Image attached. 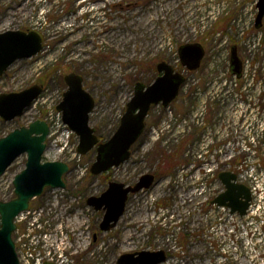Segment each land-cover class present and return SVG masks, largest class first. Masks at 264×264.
Wrapping results in <instances>:
<instances>
[{
    "label": "rangeland",
    "instance_id": "obj_1",
    "mask_svg": "<svg viewBox=\"0 0 264 264\" xmlns=\"http://www.w3.org/2000/svg\"><path fill=\"white\" fill-rule=\"evenodd\" d=\"M257 3L0 0V33L34 31L43 41L37 55L16 61L5 72L0 93L45 85L22 117L0 118V137L47 119L51 135L43 159L70 166L66 188L46 189L17 220L20 231L14 239L23 264H118L123 254L159 250L168 256L161 264H264L258 227L249 217L212 204L225 190L220 172L251 173L264 167V18L257 28ZM190 43L205 50L194 71L182 65L179 54ZM233 46L242 60L241 77L231 70ZM160 62L185 76L178 98L167 107L151 108L129 160L90 178L96 149L80 156L78 137L57 120V106L67 91L65 75L84 77V87L96 101L90 123L109 138L136 83L150 85ZM245 122L251 124L248 129ZM258 134L254 157L231 156ZM27 159V154L19 156L1 176L0 200L15 198L13 181ZM145 174L155 175V183L131 195L117 226L102 231L105 212L89 206L87 199L101 195L110 182L134 184ZM37 217L41 227L34 224Z\"/></svg>",
    "mask_w": 264,
    "mask_h": 264
},
{
    "label": "water",
    "instance_id": "obj_2",
    "mask_svg": "<svg viewBox=\"0 0 264 264\" xmlns=\"http://www.w3.org/2000/svg\"><path fill=\"white\" fill-rule=\"evenodd\" d=\"M257 7L259 13L256 27L259 28L264 18V0H258ZM42 43L41 36L34 31L1 32L0 79L16 61L37 55L42 50ZM179 54L182 65L194 71L200 68L205 50L199 43H190L181 46ZM231 66L232 73L241 77L242 61L236 46L231 50ZM156 70L159 75L150 85L136 83L134 95L127 103L118 128L104 142L99 141L96 129L90 123L96 101L85 89L83 76L75 72L65 75L67 91L57 109L62 112L64 123L79 137L78 152L87 155L96 149V160L91 167L92 175L99 176L129 160L132 147L144 134L146 118L152 106L162 104L167 107L179 96L185 77L167 62L158 63ZM42 92L43 85L36 83L21 91L0 93V118L12 121L22 117ZM49 135V124L39 119L0 137V178L19 156L27 154L28 157L25 169L13 181L15 198L0 200V264H21L14 240L16 218L28 211L32 200L42 196L47 188H66L64 176L70 172L69 164L43 160ZM237 178V174L232 171H222L219 179L225 186V191L212 203L228 207L231 213H238L243 217L250 207L252 193L247 185L237 182ZM155 180V175L145 174L135 184L113 181L101 195L89 197V206L105 212L100 224L101 230L106 232L117 226L125 214L130 195L150 188ZM166 260L167 254L163 250L140 251L121 255L118 264H161Z\"/></svg>",
    "mask_w": 264,
    "mask_h": 264
},
{
    "label": "built area",
    "instance_id": "obj_3",
    "mask_svg": "<svg viewBox=\"0 0 264 264\" xmlns=\"http://www.w3.org/2000/svg\"><path fill=\"white\" fill-rule=\"evenodd\" d=\"M57 120L59 121V125H63L62 120H61V115L58 113ZM251 124H247L246 122L244 123V128H249ZM65 128L66 126L63 125ZM67 129V128H66ZM67 131H69L67 129ZM261 132H264V125L261 128ZM259 137L260 135L258 134L257 136L252 135L248 137V145L247 141H244L243 143L239 144V151H233L231 156H237V155H242L243 153L251 154L254 157V154L257 153L256 147L259 142ZM250 143V144H249ZM264 146V142L262 143ZM239 170V169H238ZM83 173L86 172V170H82ZM264 179V167L256 170L254 169L251 173H240V180L241 181H249V185L251 187V190L253 192V202L250 206L248 215L246 217L250 218V223L252 225H256L258 227L257 233L264 238V233L262 232V226L264 225V195L261 194L260 186L261 185L264 188V185L262 183V180ZM222 210H226L225 208H220ZM29 213V212H27ZM25 214V213H24ZM23 215V214H22ZM21 215V216H22ZM20 218V217H19ZM30 236V234H29ZM35 238V237H34ZM26 246V244H25ZM25 259V258H24ZM28 263V260L26 261Z\"/></svg>",
    "mask_w": 264,
    "mask_h": 264
},
{
    "label": "trees",
    "instance_id": "obj_4",
    "mask_svg": "<svg viewBox=\"0 0 264 264\" xmlns=\"http://www.w3.org/2000/svg\"><path fill=\"white\" fill-rule=\"evenodd\" d=\"M38 83L42 84L43 87H45L44 83H41V82H38ZM96 130H97V129H96ZM96 132H97V135L99 136V138H100L101 141H103V140H107V139H108V137L106 138V137H102V136H100L98 131H96ZM109 138H110V137H109ZM90 178H94V176L91 175Z\"/></svg>",
    "mask_w": 264,
    "mask_h": 264
},
{
    "label": "bare ground",
    "instance_id": "obj_5",
    "mask_svg": "<svg viewBox=\"0 0 264 264\" xmlns=\"http://www.w3.org/2000/svg\"><path fill=\"white\" fill-rule=\"evenodd\" d=\"M82 4H83V3H82ZM86 5H87V4H86ZM90 9H91V8H90ZM93 10L95 11V9H93ZM93 10H92V11H93ZM230 213H231V211H230ZM232 215H235V213H234V214L232 213ZM247 215H248V212H247V214H246L245 216H247ZM250 237H251V236H250ZM232 248H233V247H232Z\"/></svg>",
    "mask_w": 264,
    "mask_h": 264
}]
</instances>
